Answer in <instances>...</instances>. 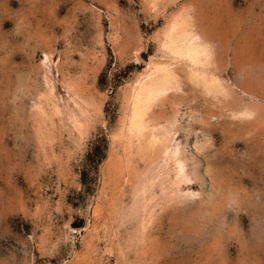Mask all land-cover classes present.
I'll list each match as a JSON object with an SVG mask.
<instances>
[{
    "label": "rangeland",
    "instance_id": "obj_1",
    "mask_svg": "<svg viewBox=\"0 0 264 264\" xmlns=\"http://www.w3.org/2000/svg\"><path fill=\"white\" fill-rule=\"evenodd\" d=\"M0 264H264V0H0Z\"/></svg>",
    "mask_w": 264,
    "mask_h": 264
}]
</instances>
